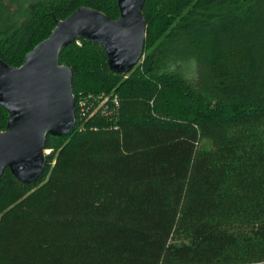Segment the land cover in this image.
I'll return each mask as SVG.
<instances>
[{
  "label": "trees",
  "instance_id": "1",
  "mask_svg": "<svg viewBox=\"0 0 264 264\" xmlns=\"http://www.w3.org/2000/svg\"><path fill=\"white\" fill-rule=\"evenodd\" d=\"M118 5L0 0V59L20 67L58 20H116ZM143 14L128 74L86 39L62 50L77 107H120L49 136L35 182L5 171L0 264H264V0H147ZM7 120L0 105V132Z\"/></svg>",
  "mask_w": 264,
  "mask_h": 264
},
{
  "label": "water",
  "instance_id": "2",
  "mask_svg": "<svg viewBox=\"0 0 264 264\" xmlns=\"http://www.w3.org/2000/svg\"><path fill=\"white\" fill-rule=\"evenodd\" d=\"M119 19L81 7L58 20L51 35L30 51L20 67L0 59V105L8 113L0 132V178L8 169L23 184L45 172L49 136L76 128L73 72L60 64L62 50L80 39L99 44L112 72L130 73L144 58L147 0H117Z\"/></svg>",
  "mask_w": 264,
  "mask_h": 264
},
{
  "label": "built area",
  "instance_id": "3",
  "mask_svg": "<svg viewBox=\"0 0 264 264\" xmlns=\"http://www.w3.org/2000/svg\"><path fill=\"white\" fill-rule=\"evenodd\" d=\"M79 42V41H78ZM120 107V99L117 95H100L94 97L89 95L79 100L78 107L76 105V120L80 122L88 121L96 115H113L115 111ZM81 123V129H84V125ZM77 126V125H76ZM47 153L50 151L47 150Z\"/></svg>",
  "mask_w": 264,
  "mask_h": 264
},
{
  "label": "rangeland",
  "instance_id": "4",
  "mask_svg": "<svg viewBox=\"0 0 264 264\" xmlns=\"http://www.w3.org/2000/svg\"><path fill=\"white\" fill-rule=\"evenodd\" d=\"M15 8H16V6H13V7H8V9H10V11H13V10H15ZM50 151V150H49ZM49 154H50V152H49Z\"/></svg>",
  "mask_w": 264,
  "mask_h": 264
}]
</instances>
